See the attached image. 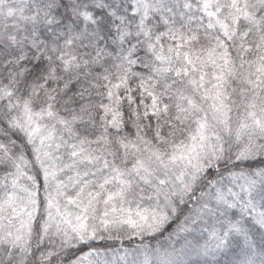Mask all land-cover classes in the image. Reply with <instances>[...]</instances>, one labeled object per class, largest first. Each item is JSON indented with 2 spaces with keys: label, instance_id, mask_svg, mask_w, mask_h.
I'll return each instance as SVG.
<instances>
[{
  "label": "snow or ice",
  "instance_id": "snow-or-ice-1",
  "mask_svg": "<svg viewBox=\"0 0 264 264\" xmlns=\"http://www.w3.org/2000/svg\"><path fill=\"white\" fill-rule=\"evenodd\" d=\"M0 264H264V0H0Z\"/></svg>",
  "mask_w": 264,
  "mask_h": 264
}]
</instances>
